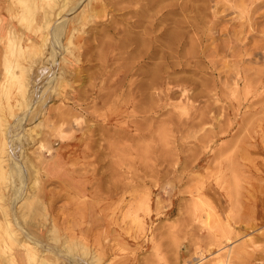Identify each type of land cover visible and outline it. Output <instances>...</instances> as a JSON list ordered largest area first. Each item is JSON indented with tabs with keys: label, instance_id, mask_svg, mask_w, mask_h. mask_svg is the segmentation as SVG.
Wrapping results in <instances>:
<instances>
[{
	"label": "rangeland",
	"instance_id": "1",
	"mask_svg": "<svg viewBox=\"0 0 264 264\" xmlns=\"http://www.w3.org/2000/svg\"><path fill=\"white\" fill-rule=\"evenodd\" d=\"M242 1L161 0L214 36L145 87L161 61L111 48L127 2L0 0V264H264V0Z\"/></svg>",
	"mask_w": 264,
	"mask_h": 264
},
{
	"label": "bare ground",
	"instance_id": "2",
	"mask_svg": "<svg viewBox=\"0 0 264 264\" xmlns=\"http://www.w3.org/2000/svg\"><path fill=\"white\" fill-rule=\"evenodd\" d=\"M116 1L127 2V5L125 7L119 8L118 10L119 11L128 10V11H126L127 12L126 14H125V12H123V15L125 16V15H128V14H131L133 16V18H130V19L127 18L128 21H126V22H127V24L129 26H127V27L125 26L124 29H119V28L114 27V26L111 27L112 32L114 33L115 36L118 35V34H121L122 37H123L122 41L119 42V43H116V42L111 41V48L112 49L129 50V53L130 54H133V53L134 54H138V53H142L143 54V53H146L149 58H152L153 60H156V61L157 60H160L161 61L160 63H151L155 67V70L153 72H151V73H149V72L143 73L141 71V73L147 78V81L141 82L140 85H144L145 87L152 86L153 84L154 85L155 84H158L159 83L158 82V79H157L158 71L163 70L162 68H165V67L167 68V67L176 66L175 64H177V63L173 61V59L175 57H182V56L184 57L183 54H185V53L188 54L187 56H189V55L190 56H194L197 53V50H199L200 47L205 42L208 41L209 37L213 38V36H214V33H208L207 31H204L203 30V26L199 28V26L197 27L194 23H190L189 24V23H186V22H183V21H173V19H171V16H174V15L180 14V13L187 12L188 9H189V4L188 3H183V5L182 4H178L179 5L178 7H177V4H176V5H174L173 8L171 6V8L167 11V14L159 18V17L150 16V12H153L154 10H156V8L159 5V3H160L161 0H111V3L112 4H115ZM237 1L238 0H236V2ZM248 1H250V0H248ZM247 2L242 1V2H240V4H244V3H247ZM64 6H66V3H64L63 7H61V8H64ZM102 6H103V4H98L96 6V8L102 7ZM175 7H177V8H175ZM66 8H67V6H66ZM206 18H207V14H205V13H204V16L203 17L196 18L197 21H198L197 23H199L198 25H200V24L203 25L205 23V19ZM217 18H219V19L218 20H215L216 21V23L214 24L215 26L220 23V18L221 17H217ZM125 19L126 18H124V20ZM131 19H133V21ZM61 26H63V25H61ZM187 29H191V30H187ZM193 29H194V31H197V33H200L201 34L200 35V38H198L200 40V43L196 42L193 38L190 37L189 34L191 32H193ZM0 30H1V27H0ZM57 30H58V27H57V29L55 31H53L54 34L56 33ZM199 30H201V31H199ZM10 32H12V31H10ZM234 35L237 36L238 35V32L235 31ZM9 37H10V39L8 40V45H10L9 47H11V45L14 46V44L18 40L13 41V39H15V37L14 38H11V35H9ZM51 37L54 38V43L55 42H58V38L59 37L57 36V33L54 36H51ZM55 38H57L56 41H55ZM21 40H22V38H19V41H21ZM47 40H48V38L43 37L44 43H42V45H44L45 43H47ZM50 41H51V43H53L52 42V39ZM54 43H53L52 46H54ZM19 44H20V42H19ZM188 46H189V49H187ZM231 46H232L231 48H234L235 47V44L234 43H231ZM164 48H168V49H170V51H165ZM208 48H209V46H207V45L204 46L203 45V49H208ZM52 53L55 54V50H53ZM40 71H39V73H40ZM42 71H44V70H42ZM245 76H242L241 79L248 80ZM17 80H18V84L21 85V89L22 90L25 89L24 90V94H26V92H27L26 89L29 87L28 85H30L29 84V81H28L29 78L26 75V77H23L22 76V78H20V79L17 78ZM239 84H240V82H238V85ZM238 95H241V94H238ZM24 99L26 100L27 97L24 98ZM29 103L30 102L27 101V105ZM29 119H30V117H29ZM21 122H23V121H21ZM19 125H21V123H19ZM1 127H2V125H1ZM3 131L5 133L7 132L6 129H3L2 130V133H3ZM4 137H5V135H4ZM10 137H11V135H10ZM13 139H14V137H13ZM4 141H5V139L3 137H0V152H1V154H0V176H1V178L5 176V173H6V165H5V163L8 161V160H5V158H6V156L8 154L6 152L7 150L5 151L6 145H5ZM14 141H15V139H14ZM39 172H40V170H39ZM34 173H36V172L34 171ZM19 175L22 176L21 174H19ZM5 212H3V213H5ZM3 217L5 218V215H3ZM10 224H11L10 222L6 224V232H7L8 236H9L10 240L11 241L13 240L16 243H20L21 244V246L23 247V249H25V251H26V255L29 258L30 263L31 262H35L36 260L39 261L38 259H40V255L41 254L38 253V251L36 250V247L39 246V242H36L35 243L36 244V247H33V245L31 246L30 243L29 244L26 243V239H25V241H21V239L18 238V235H16V232L8 231V230H10L9 229L10 228ZM19 228L21 229L20 226H19ZM23 232H24V229H23ZM26 234L27 233L24 232V235H26ZM26 238L27 239L28 238L31 239V236H29L27 234L26 235ZM41 247L42 248H45V250H48L43 245H41ZM54 252H56V251H54ZM2 255H4L6 257L5 260H4V264H14L13 257L11 255H8V256H10V257H8L7 255H5V252Z\"/></svg>",
	"mask_w": 264,
	"mask_h": 264
}]
</instances>
